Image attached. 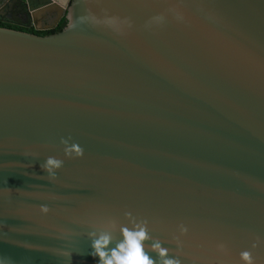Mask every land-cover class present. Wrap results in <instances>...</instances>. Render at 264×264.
I'll return each mask as SVG.
<instances>
[{
  "label": "water",
  "instance_id": "1",
  "mask_svg": "<svg viewBox=\"0 0 264 264\" xmlns=\"http://www.w3.org/2000/svg\"><path fill=\"white\" fill-rule=\"evenodd\" d=\"M17 1L66 24L0 27V255L98 264L91 233L143 227L156 264H264V0Z\"/></svg>",
  "mask_w": 264,
  "mask_h": 264
},
{
  "label": "clouds",
  "instance_id": "2",
  "mask_svg": "<svg viewBox=\"0 0 264 264\" xmlns=\"http://www.w3.org/2000/svg\"><path fill=\"white\" fill-rule=\"evenodd\" d=\"M177 19L182 20V14H177ZM71 138H61L60 143L63 145L64 156L69 159L82 158L84 156V149L75 142H70ZM64 160L56 156L49 155L46 157L41 169L47 173V178L50 182L57 180V173L64 166ZM41 212L46 214L49 209L47 206H41ZM120 233L122 239L117 241L115 246H112V236L105 232L99 236L91 233L93 237L91 248L92 255L98 257V264H156V261L150 257L145 251L144 241L148 239L147 231L143 227L137 229H129L121 227ZM3 234L0 233V236ZM152 250L158 252L160 257H167V249L161 244L154 243L150 246ZM60 255L68 256L66 250H60ZM245 258L248 254L244 253ZM0 264H16V262L7 255H0ZM163 264H179L170 258H165Z\"/></svg>",
  "mask_w": 264,
  "mask_h": 264
},
{
  "label": "flooded vegetation",
  "instance_id": "3",
  "mask_svg": "<svg viewBox=\"0 0 264 264\" xmlns=\"http://www.w3.org/2000/svg\"><path fill=\"white\" fill-rule=\"evenodd\" d=\"M43 1L30 0V4L33 6ZM22 7L17 0H0V27L43 36V33L55 30L62 21H65L64 18L59 19L60 13L56 8L39 14L36 9L30 11Z\"/></svg>",
  "mask_w": 264,
  "mask_h": 264
},
{
  "label": "trees",
  "instance_id": "4",
  "mask_svg": "<svg viewBox=\"0 0 264 264\" xmlns=\"http://www.w3.org/2000/svg\"><path fill=\"white\" fill-rule=\"evenodd\" d=\"M65 24H66L65 21H62V22L56 27L55 30L50 31V32L43 33V36L60 32V31L63 29V27L65 26Z\"/></svg>",
  "mask_w": 264,
  "mask_h": 264
}]
</instances>
